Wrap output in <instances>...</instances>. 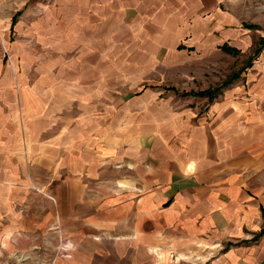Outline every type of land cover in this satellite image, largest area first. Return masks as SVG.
Returning <instances> with one entry per match:
<instances>
[{
    "label": "rangeland",
    "instance_id": "obj_1",
    "mask_svg": "<svg viewBox=\"0 0 264 264\" xmlns=\"http://www.w3.org/2000/svg\"><path fill=\"white\" fill-rule=\"evenodd\" d=\"M198 3L0 0L2 169H12L9 154L14 158L31 153L36 159L35 178L44 184L52 174L44 169L63 162L56 141L50 139L77 126L84 138L91 137L100 146L111 143L114 153L123 149L130 157L145 159L144 165H175L182 156L200 154L203 146L209 156L198 154L197 160L215 162L213 142L222 135H218L219 122L235 109L234 97L239 101L240 91H247L245 75L250 68L238 79L232 77L254 56L259 40L251 49L240 35L236 41L241 49L224 51L234 48L222 41L219 31L201 25L204 15ZM240 6L244 14L239 27L245 30L246 25L261 21L254 32H264V0H241ZM205 91H211L212 97L190 94ZM25 141H31L32 149L16 150L13 143ZM114 153L115 177L127 168L121 167L120 156ZM129 172L135 174L130 168ZM258 178L250 191L257 195L263 220L264 172ZM29 183L34 193L56 204L52 191L58 182L49 183L48 193L34 180ZM0 190H4L2 183ZM15 194L12 191L11 201L4 204L8 209L24 216L46 211L40 202L28 208L33 203L24 195L15 200ZM256 231V236L264 231V224ZM34 239L29 238L26 247L2 246L0 241V264H52L57 255L71 257L75 248L68 239L58 241L51 261L45 246L31 245Z\"/></svg>",
    "mask_w": 264,
    "mask_h": 264
},
{
    "label": "crops",
    "instance_id": "obj_2",
    "mask_svg": "<svg viewBox=\"0 0 264 264\" xmlns=\"http://www.w3.org/2000/svg\"><path fill=\"white\" fill-rule=\"evenodd\" d=\"M198 1L204 15L201 25L219 31L232 48L241 49L236 41L240 35L251 49L264 38L262 31L256 35L257 29L239 27L241 0ZM258 24L262 22L250 23ZM245 78L248 89L240 91L239 101L232 100L235 109L223 110L226 118L218 130L223 136L213 142L215 162L204 163L197 160L199 153H192L175 165H144L145 159L141 162L123 149L114 153L111 143L100 146L84 138L79 126L50 139L56 141L63 162L44 169L52 172L44 184L35 178L31 153L17 158L9 154L12 169L6 172L0 158V211L5 215L0 218L1 245L26 247L35 237L31 245L45 246L52 261L56 245L68 239L75 246L71 257L57 255L52 264H264V237L250 242L264 224L257 195L250 191L264 172V48ZM13 145L16 150L32 149L31 141ZM204 148L201 158L209 156ZM113 153L127 168L119 177L113 176ZM30 180L45 192L50 182H58L52 191L56 204L34 193ZM14 190L15 200L24 195L33 203L28 208L40 202L46 211L24 216L8 209L4 204ZM244 231L254 234L246 236Z\"/></svg>",
    "mask_w": 264,
    "mask_h": 264
},
{
    "label": "trees",
    "instance_id": "obj_3",
    "mask_svg": "<svg viewBox=\"0 0 264 264\" xmlns=\"http://www.w3.org/2000/svg\"><path fill=\"white\" fill-rule=\"evenodd\" d=\"M246 28L247 29H250V30H256V29H258V27L255 26V25H246ZM263 48H264V38H261L259 40V46L254 51V56L251 58V60H249V62L247 63V65L244 67V69L240 70L238 73H235V75L232 77L233 80L238 79L243 74V72L247 71V69H249V68L252 67V65L255 62V60L259 57V55L263 51ZM224 51H226L228 53H233V52H236L237 50H235V49H229V48H224ZM168 91H172V90L169 89ZM190 94L195 95V96H198V97H206L207 95H211V97H212V95H213V93L211 91L198 92V93H190ZM263 236H264V231H261L253 239V241H257L259 238H261Z\"/></svg>",
    "mask_w": 264,
    "mask_h": 264
}]
</instances>
